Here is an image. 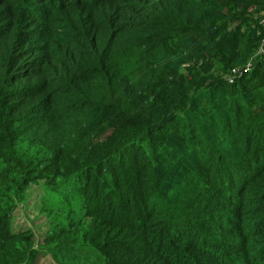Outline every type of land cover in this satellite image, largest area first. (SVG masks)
I'll list each match as a JSON object with an SVG mask.
<instances>
[{"label":"trees","instance_id":"obj_1","mask_svg":"<svg viewBox=\"0 0 264 264\" xmlns=\"http://www.w3.org/2000/svg\"><path fill=\"white\" fill-rule=\"evenodd\" d=\"M34 185L57 264H264V0H0V264Z\"/></svg>","mask_w":264,"mask_h":264},{"label":"rangeland","instance_id":"obj_2","mask_svg":"<svg viewBox=\"0 0 264 264\" xmlns=\"http://www.w3.org/2000/svg\"><path fill=\"white\" fill-rule=\"evenodd\" d=\"M43 191L40 185L29 188L26 194V202L13 214V231H31L34 235V256L31 264H57V262L45 250H42V241L47 230V219L39 213L40 198Z\"/></svg>","mask_w":264,"mask_h":264}]
</instances>
